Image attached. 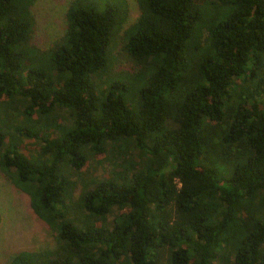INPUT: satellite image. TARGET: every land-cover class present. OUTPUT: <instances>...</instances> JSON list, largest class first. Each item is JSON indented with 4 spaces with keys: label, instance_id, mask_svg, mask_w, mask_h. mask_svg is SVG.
I'll return each mask as SVG.
<instances>
[{
    "label": "trees",
    "instance_id": "1",
    "mask_svg": "<svg viewBox=\"0 0 264 264\" xmlns=\"http://www.w3.org/2000/svg\"><path fill=\"white\" fill-rule=\"evenodd\" d=\"M34 1L0 0V171L56 247L9 264H264V0H136L123 51L139 70L102 98L92 80L126 22L124 1L73 0L47 51L29 44ZM16 98L27 126L5 147ZM18 137L35 139L39 157ZM120 141L145 163L72 201L67 169Z\"/></svg>",
    "mask_w": 264,
    "mask_h": 264
},
{
    "label": "rangeland",
    "instance_id": "2",
    "mask_svg": "<svg viewBox=\"0 0 264 264\" xmlns=\"http://www.w3.org/2000/svg\"><path fill=\"white\" fill-rule=\"evenodd\" d=\"M73 0H35L30 7L35 20V25L29 44L40 51H47L61 41L66 31V11ZM118 5L120 0H100ZM128 9V15L122 30L112 38L108 60L104 71L96 74L92 82L96 87L99 98H102L107 87L113 82H122L130 85L132 76L137 74L139 66L131 61L123 51L125 44L124 32L139 18V9L136 0H123ZM102 4V3H101ZM127 104L131 108L137 101V92L131 90L125 96ZM16 108L13 117L8 118L9 129L4 146L12 141L11 135L19 126H27L23 120L19 100L11 102ZM6 106L0 105V116L4 118ZM13 110H8L11 115ZM55 118V124L66 121L67 113L55 110L51 116ZM44 116L35 113L31 117L30 124L41 131L43 136L48 133L44 125ZM30 125V126H31ZM42 129V130H41ZM20 151L30 160L39 157V143L35 139L18 137L15 140ZM131 145L125 141L106 145L103 153L94 155L86 151L87 161L78 171L67 169L65 176L74 184L72 201H75L84 190L92 189L98 182L104 179H113L117 173H123L125 169L132 171L133 166H142L145 158L138 155ZM75 212L73 215H75ZM56 247V232L47 224L38 219L32 212L29 197L16 188L13 183L0 171V264H9L14 255L21 251L53 250Z\"/></svg>",
    "mask_w": 264,
    "mask_h": 264
}]
</instances>
